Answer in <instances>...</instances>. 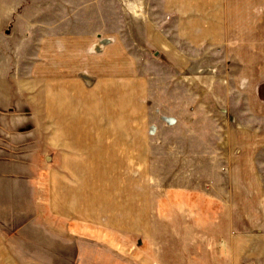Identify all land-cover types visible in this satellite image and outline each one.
<instances>
[{
  "label": "rangeland",
  "instance_id": "rangeland-1",
  "mask_svg": "<svg viewBox=\"0 0 264 264\" xmlns=\"http://www.w3.org/2000/svg\"><path fill=\"white\" fill-rule=\"evenodd\" d=\"M164 4L0 0V228L27 233L0 243L14 264H187L198 227L219 225V149L246 108L230 112L228 44L193 41L205 21Z\"/></svg>",
  "mask_w": 264,
  "mask_h": 264
},
{
  "label": "crops",
  "instance_id": "crops-1",
  "mask_svg": "<svg viewBox=\"0 0 264 264\" xmlns=\"http://www.w3.org/2000/svg\"><path fill=\"white\" fill-rule=\"evenodd\" d=\"M164 8L172 14L180 12L183 18L186 12L192 17L198 13V22H205L188 25L205 27L193 30V41L228 44L221 53L230 59L231 78L226 89L230 112L239 106L246 108L244 129L230 131L229 143L219 149L223 150L220 156H225L217 163L221 208L214 214L219 225L198 227L195 234L204 238L184 246L187 264H264V0H165ZM188 25L184 24L182 34L191 36ZM3 181L0 178V191L5 189ZM206 214L200 211L199 221L206 223L211 218ZM25 232L23 227L0 228V243L6 246V236ZM211 235L212 239L207 237ZM12 239L20 246L21 240ZM14 247L15 252L25 249ZM6 250L0 248V264H14Z\"/></svg>",
  "mask_w": 264,
  "mask_h": 264
}]
</instances>
